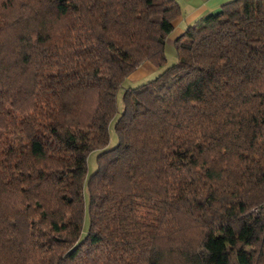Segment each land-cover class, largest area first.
Listing matches in <instances>:
<instances>
[{
	"label": "trees",
	"instance_id": "obj_1",
	"mask_svg": "<svg viewBox=\"0 0 264 264\" xmlns=\"http://www.w3.org/2000/svg\"><path fill=\"white\" fill-rule=\"evenodd\" d=\"M181 14L0 0V264H264V0L188 27L104 149Z\"/></svg>",
	"mask_w": 264,
	"mask_h": 264
},
{
	"label": "crops",
	"instance_id": "obj_2",
	"mask_svg": "<svg viewBox=\"0 0 264 264\" xmlns=\"http://www.w3.org/2000/svg\"><path fill=\"white\" fill-rule=\"evenodd\" d=\"M181 6L182 14L174 21V28L166 39L165 50L172 52L175 41L183 35L188 27L196 25L204 20L208 15L220 9L224 4L232 0H177ZM171 54V53H170ZM168 58V63H169ZM163 67L158 68L150 61L143 62L134 70L127 79L136 83L144 81L146 78L162 72Z\"/></svg>",
	"mask_w": 264,
	"mask_h": 264
},
{
	"label": "rangeland",
	"instance_id": "obj_3",
	"mask_svg": "<svg viewBox=\"0 0 264 264\" xmlns=\"http://www.w3.org/2000/svg\"><path fill=\"white\" fill-rule=\"evenodd\" d=\"M167 56H168L170 62L166 66H164L163 69H165L166 67H168L169 65H172L173 63H175L177 61L176 49L173 48L172 52H170V50H168L167 51ZM160 73H158L156 75L154 74L153 76H150L149 78H146L144 81H141V82L132 83V82H130V79H126L125 80V82L123 83L122 87L118 91V95H117L118 112L115 115V117L112 119V121L110 122V126H109L110 141H109V144L107 145V147H105L104 149L114 147L118 143V139H117V135H116V132H115L114 124H115L116 119L118 118V116L122 112V107H123V105H122V96H123V92L125 91V89H127L128 87L137 86V85H140V84L145 83L147 81H150V80L154 79L155 77H157ZM102 150H95L92 153H90V155L88 156L87 163H88L89 173H93L96 170V168H97V155ZM86 203H87V201H86ZM88 227H89V217H88V213L86 212L85 220H84V229H83V232H82V236H84L87 233Z\"/></svg>",
	"mask_w": 264,
	"mask_h": 264
}]
</instances>
